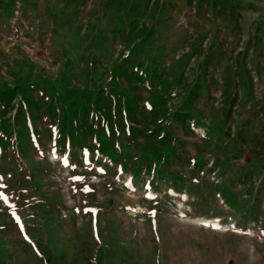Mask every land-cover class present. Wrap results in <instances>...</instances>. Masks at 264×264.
Returning a JSON list of instances; mask_svg holds the SVG:
<instances>
[{
  "label": "rangeland",
  "instance_id": "374dc122",
  "mask_svg": "<svg viewBox=\"0 0 264 264\" xmlns=\"http://www.w3.org/2000/svg\"><path fill=\"white\" fill-rule=\"evenodd\" d=\"M0 264H264V0H0Z\"/></svg>",
  "mask_w": 264,
  "mask_h": 264
},
{
  "label": "bare ground",
  "instance_id": "6f19581e",
  "mask_svg": "<svg viewBox=\"0 0 264 264\" xmlns=\"http://www.w3.org/2000/svg\"><path fill=\"white\" fill-rule=\"evenodd\" d=\"M128 183V182H127ZM129 184V183H128Z\"/></svg>",
  "mask_w": 264,
  "mask_h": 264
}]
</instances>
